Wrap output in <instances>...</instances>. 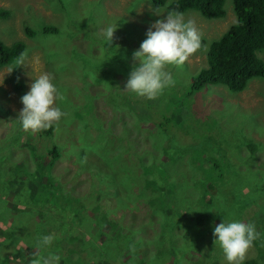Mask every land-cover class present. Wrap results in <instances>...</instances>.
<instances>
[{"label": "rangeland", "instance_id": "obj_1", "mask_svg": "<svg viewBox=\"0 0 264 264\" xmlns=\"http://www.w3.org/2000/svg\"><path fill=\"white\" fill-rule=\"evenodd\" d=\"M53 2L0 0L9 11L0 19V38L26 43L21 64L0 68V264H43L50 253L60 256L58 264H226L212 232L222 217L251 221L263 233L259 250L256 239L243 261L264 255V77L252 78L242 91L212 85L189 99L198 117H218L216 135L234 154L228 168L227 161L213 168L226 157L208 143L187 153L174 145L165 154L162 127L131 109L145 97L122 88L138 63L133 51L168 10L149 0H64L65 14ZM225 8L216 19L182 12L199 32L200 47L182 65H166L174 84L160 99L173 93L185 100L190 75L205 63L203 46L234 21L229 1ZM41 24L58 31L35 33ZM109 25L113 39L105 45L102 31ZM259 55L264 59V50ZM40 73L52 78L56 103L66 113L51 134L25 131L17 120L20 96ZM149 112L159 121L154 107ZM239 133L255 142L252 154ZM54 146L59 157L43 171L51 184L31 185L32 171ZM158 165L174 183L170 204L157 171L146 170ZM233 170L238 175L230 178ZM174 211L179 218L171 227ZM109 221L118 224V234ZM49 233L52 245L39 247L37 236Z\"/></svg>", "mask_w": 264, "mask_h": 264}, {"label": "trees", "instance_id": "obj_2", "mask_svg": "<svg viewBox=\"0 0 264 264\" xmlns=\"http://www.w3.org/2000/svg\"><path fill=\"white\" fill-rule=\"evenodd\" d=\"M60 1V3H59ZM153 7L162 8L165 7L168 11H180L185 12L187 10L197 11L206 19L221 18L226 14V2L229 1L234 13V21L230 23L218 36L213 37L208 41L204 47L205 63L199 70L190 75L189 86L187 88V95L185 100L177 98L173 93H170L167 100L160 97L155 99H143V103L137 102L131 105V109L136 116L150 118L149 123L154 124L155 128L162 127V132L166 135L165 146L163 148L164 153L169 152L168 148L174 145L181 147V153H187L190 150L197 152L199 147L201 148L204 143L210 145H216L220 148V151L224 154L226 159H219L213 168L219 170L222 168V163L227 161L224 167H229L232 162L234 154H229L227 149L222 147L224 143L227 145V140L223 142V137H217L215 128L218 125V117H213L208 114L207 120L202 119L196 115L194 109H191L189 99L203 88H209L212 85H223L230 91H242L247 86L248 82L255 77H264V59L259 55L264 50V0H149ZM57 8H65L66 4L64 0H54L53 2ZM62 5V7H61ZM70 9V8H69ZM68 14L69 10L63 11ZM62 13V14H63ZM9 11L6 8L0 7V19L6 18ZM42 33H55L58 28L50 24H41L36 32ZM31 32V31H30ZM203 44V42L201 43ZM26 43L24 40L17 39L11 42H5L0 38V68L8 64L14 63L20 57L21 53H24ZM160 99V100H159ZM173 103V104H172ZM156 109L155 118L159 119L154 123L153 114L150 116V108ZM148 116V117H147ZM190 120V121H189ZM53 127L50 126L47 129H43L46 133L51 134ZM239 138L242 139L243 144H246L248 153L252 154L257 148L255 142L247 141L244 134L242 137L240 133ZM179 141V142H178ZM223 144V145H224ZM226 147V146H224ZM205 150H203V153ZM51 155L48 159L44 157L46 163L37 171H32L33 184H48L51 182L48 177L43 174V171L50 168L53 161L59 157V152L55 149V146L49 152ZM207 158L212 160L211 156L206 155ZM174 159V158H172ZM157 165V164H156ZM147 171L156 170L158 176L161 178L163 185L162 195L164 199L170 204V192L174 189V183L169 180V173L161 166L156 168L146 167ZM225 171V170H224ZM228 175H238L236 171L228 172ZM44 180V182H40ZM206 186H210L207 184ZM35 187V186H34ZM77 202V200L75 199ZM203 203H209L208 198ZM79 206L82 207V202H79ZM243 207H246L245 203ZM96 211L102 213L99 206H96ZM177 212V211H176ZM174 211L170 221V226L179 218L178 213ZM202 212V211H200ZM207 215L208 208L205 207ZM76 221H77V215ZM111 228L118 234V224L114 221L107 222ZM261 233V231H260ZM263 233L257 238L260 241L258 250L263 244L261 238ZM264 257H250L241 262V264H259L260 258ZM70 264H75V261H71ZM227 264V263H226Z\"/></svg>", "mask_w": 264, "mask_h": 264}, {"label": "clouds", "instance_id": "obj_3", "mask_svg": "<svg viewBox=\"0 0 264 264\" xmlns=\"http://www.w3.org/2000/svg\"><path fill=\"white\" fill-rule=\"evenodd\" d=\"M114 28L109 25L102 31L106 44H111ZM137 49L132 53L138 63L132 67L122 90L146 99H155L166 88L174 84L172 74L166 65H182L200 47L201 37L191 20L180 11H168L162 19L153 21L146 30ZM24 61L21 53L16 64ZM28 91L20 96L22 107L18 122L25 131L36 132L47 129L61 120L66 113L56 103L60 97L57 86L48 73L32 76ZM0 82V84H2ZM214 245H218L227 264H241L245 253L259 237L253 222L222 217L213 227ZM55 237L53 234H39L36 243L39 247L49 248ZM60 256L50 253L43 264H58ZM39 264V262H34Z\"/></svg>", "mask_w": 264, "mask_h": 264}]
</instances>
